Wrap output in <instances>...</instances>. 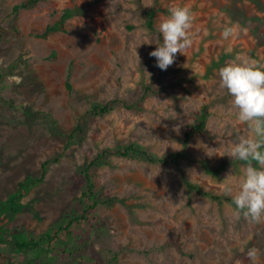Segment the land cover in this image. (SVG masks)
Returning a JSON list of instances; mask_svg holds the SVG:
<instances>
[{
	"label": "rangeland",
	"instance_id": "obj_1",
	"mask_svg": "<svg viewBox=\"0 0 264 264\" xmlns=\"http://www.w3.org/2000/svg\"><path fill=\"white\" fill-rule=\"evenodd\" d=\"M26 1L0 0V254L19 264H252L255 247L264 264V222L235 218L226 191L238 190L247 166L229 154L249 129L218 75L237 55L264 63V0H38L15 12ZM185 5L194 43L162 71L149 55L162 43L158 25ZM234 24L236 38L222 39ZM205 107V129L186 138ZM131 144L178 156H114L93 167L99 223L68 227L82 215L85 169ZM49 232L43 254L8 244Z\"/></svg>",
	"mask_w": 264,
	"mask_h": 264
},
{
	"label": "clouds",
	"instance_id": "obj_2",
	"mask_svg": "<svg viewBox=\"0 0 264 264\" xmlns=\"http://www.w3.org/2000/svg\"><path fill=\"white\" fill-rule=\"evenodd\" d=\"M195 13L190 6H175L169 9L168 15L162 18L158 31L162 43L149 53L156 59V67L166 71L177 58V53L185 55L194 43L193 26ZM238 25L224 28L222 39H235ZM231 53V47L226 49ZM138 54V52H137ZM139 57V56H138ZM220 87L231 96V108L235 110L236 122L247 125L249 134L240 137L232 145L229 157L246 162L239 177L238 190L226 189L232 196L233 216H241L251 223L264 222V63L242 55L226 63L219 69ZM250 161L255 162L249 163ZM232 175H229L231 177ZM227 178V179H228ZM226 179V180H227ZM260 250L252 247L247 257L256 264Z\"/></svg>",
	"mask_w": 264,
	"mask_h": 264
},
{
	"label": "trees",
	"instance_id": "obj_3",
	"mask_svg": "<svg viewBox=\"0 0 264 264\" xmlns=\"http://www.w3.org/2000/svg\"><path fill=\"white\" fill-rule=\"evenodd\" d=\"M141 1V0H138ZM38 0H28L18 6L15 7V12H20L21 10L28 9L29 7L36 4ZM73 16L72 11H67L63 15V22L71 18ZM147 17V25L150 29L154 28V17L155 12L154 10H149L146 14ZM58 31V27L54 26L48 29L47 33H52ZM118 102H114L112 104L108 105H97L94 108V112L98 114H108L115 108V104ZM209 110L207 107L203 108L201 111V114L199 115L198 120L195 124L191 125L188 128L186 138H190L196 133L202 132L205 129L208 117H209ZM114 156H120L125 158H134V159H142L146 160L152 163L156 162H166L170 160L171 158L177 157L178 155H172L164 158H157L149 154L143 147H141L138 144H131L125 147H119L116 149H106L101 154H99L91 163L90 165L85 169V179H86V189L85 193L83 195V211L81 217H78L68 224L69 226H73L75 223L78 227L82 226V224H89L93 228H96V225L99 223V215H98V208L101 204V201L98 199L96 192H95V184L92 179V176L90 174V170L95 166H100L105 164L110 157ZM27 192V187L24 184L20 185L19 192L13 197L12 201L10 202V205L12 209L19 208V200L25 196V193ZM9 202H6L3 204V208L8 206ZM54 241V236L52 232L46 233L45 235H42V237L39 238H31L27 236H21V237H14L10 242H8L9 246L16 250L17 252H27V253H37L43 254L45 253V246L44 244H47V246L51 245V243ZM44 248V249H43ZM44 250V252H43ZM0 259L3 260L5 264H19L16 263L13 259H11L9 256L0 254ZM25 264H41L37 260V258H33L32 260L28 261Z\"/></svg>",
	"mask_w": 264,
	"mask_h": 264
}]
</instances>
